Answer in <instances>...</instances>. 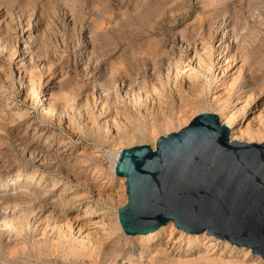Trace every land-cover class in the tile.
<instances>
[{
    "label": "rangeland",
    "instance_id": "1",
    "mask_svg": "<svg viewBox=\"0 0 264 264\" xmlns=\"http://www.w3.org/2000/svg\"><path fill=\"white\" fill-rule=\"evenodd\" d=\"M0 9L3 43L18 48L0 51V264H264L174 227L127 239L116 224L125 181L111 170L116 152L154 149L204 113L264 134V0H0Z\"/></svg>",
    "mask_w": 264,
    "mask_h": 264
},
{
    "label": "water",
    "instance_id": "2",
    "mask_svg": "<svg viewBox=\"0 0 264 264\" xmlns=\"http://www.w3.org/2000/svg\"><path fill=\"white\" fill-rule=\"evenodd\" d=\"M115 175L126 180L118 218L127 236L173 223L264 261V142H232L218 116L204 113L160 137L155 149L122 150Z\"/></svg>",
    "mask_w": 264,
    "mask_h": 264
},
{
    "label": "bare ground",
    "instance_id": "3",
    "mask_svg": "<svg viewBox=\"0 0 264 264\" xmlns=\"http://www.w3.org/2000/svg\"><path fill=\"white\" fill-rule=\"evenodd\" d=\"M2 8V7H1ZM51 8V7H50ZM30 14V13H29ZM2 12H1V9H0V18L2 17ZM5 17V16H4ZM24 18V17H23ZM8 21V20H7ZM4 23V22H3ZM5 24V23H4ZM208 24V23H207ZM5 26V25H4ZM3 26V27H4ZM1 27V26H0ZM200 27H201V25H200ZM2 28V27H1ZM5 28V27H4ZM3 29V28H2ZM8 29V28H7ZM9 30V29H8ZM7 30V31H8ZM12 30V29H11ZM4 31V30H3ZM2 31V32H3ZM7 31H4L5 33H7ZM0 33H1V31H0ZM23 33V32H22ZM195 33V32H194ZM13 34V33H12ZM11 34V35H12ZM28 34V33H27ZM5 35V34H4ZM30 35V34H29ZM28 36V35H27ZM6 37H7V34H6ZM3 38H4V36L2 37V34H0V51L3 53L4 51L6 52V53H8L9 54V58H10V55L11 56H14L15 57V55L14 54H17L15 51H17V49L16 50H12L11 48H9V47H11V46H9V47H7V43L5 44V39H4V43H3ZM9 38V37H8ZM13 38V37H12ZM10 39V38H9ZM9 39L7 40V42L9 41ZM14 39V38H13ZM16 39V38H15ZM11 40V39H10ZM232 40V39H231ZM11 41H13V40H11ZM10 41V42H11ZM15 42H16V40H14ZM30 41H31V37L30 36H28L27 37V40L25 41V45L26 44H29L30 43ZM44 41V40H43ZM9 42V43H10ZM12 43V42H11ZM16 44V43H15ZM32 44V43H31ZM9 45V44H8ZM11 45V44H10ZM17 45V44H16ZM15 45V46H16ZM131 45V44H130ZM27 46L28 45H26L25 47L27 48ZM131 47V46H130ZM24 50V49H23ZM18 52V51H17ZM33 52V51H32ZM35 52V51H34ZM170 52V51H169ZM22 53V52H21ZM28 54H30V53H25V51H24V53H22L21 55L22 56H24V58H23V60H29V62H30V57L28 58ZM133 54V53H132ZM205 54V53H204ZM207 54V53H206ZM31 55V54H30ZM209 56V55H208ZM21 57V56H20ZM13 58V57H12ZM210 58V57H209ZM32 59V58H31ZM28 60H27V63H29L28 62ZM18 61V60H17ZM207 64V63H206ZM205 63H204V65H203V63H200L199 62V64H198V68L200 69V70H203V69H206V70H208V67H206L207 65H206ZM232 64H233V62H232ZM24 65V64H23ZM208 65H210V64H208ZM23 67H25V66H23ZM114 67V66H113ZM210 67V66H209ZM229 67V66H228ZM211 69V68H210ZM111 70V69H110ZM132 71V70H131ZM204 71V70H203ZM211 71V70H210ZM209 72V71H208ZM138 74H140V73H138ZM109 75H113L114 76V74H113V71H111L110 72V74ZM126 75V74H125ZM137 75V74H136ZM190 75V74H189ZM131 76V75H130ZM189 77V76H188ZM194 77V76H193ZM192 76H190L188 79H186V81L188 82L187 83V85H188V92L189 91H191V92H193V94L194 93H196V92H198L197 91V89H199V88H197V80L198 79H195V78H193ZM197 77V76H196ZM125 78V77H124ZM130 78V77H129ZM191 78V79H190ZM203 78H204V76H203ZM62 80V79H61ZM106 81V80H105ZM114 81V80H113ZM129 81H131V80H129ZM137 81V80H136ZM135 81V82H136ZM68 82H70V81H68ZM127 82V81H126ZM138 82V81H137ZM199 82V81H198ZM28 83H30L29 81H28ZM125 83V82H124ZM123 83V84H124ZM184 83V82H183ZM203 83V82H202ZM264 83V82H263ZM115 85L114 83H111V85ZM133 84V83H132ZM112 85V86H113ZM129 85H130V83H129ZM140 85V84H139ZM136 86H137V84H136ZM136 86H134V87H136ZM98 87V86H97ZM132 87V86H131ZM199 87H200V85H199ZM33 88V87H32ZM110 88V87H109ZM140 88V87H139ZM31 89V88H30ZM96 89H98V88H96ZM108 89V88H107ZM133 89H135V88H133ZM13 91V90H12ZM32 91H33V89H32ZM31 91V92H32ZM36 91V90H35ZM252 91V90H251ZM109 93V92H108ZM125 93H126V95L128 94V93H131L130 92V88L127 86V88L125 89ZM204 93V92H203ZM186 94V93H185ZM188 94V93H187ZM58 95H59V93H58ZM61 95V94H60ZM107 95V94H106ZM195 95H197V94H195ZM203 95V94H202ZM53 96H55V95H53ZM130 96H131V94H130ZM194 96V95H193ZM60 97V96H59ZM108 97V96H107ZM127 97V96H126ZM188 97H190V96H188ZM54 98H56V96L54 97ZM105 98H106V96H105ZM59 99H62V98H59ZM189 99V98H188ZM192 99H193V97H192ZM228 99V98H227ZM182 101V100H181ZM4 104V103H3ZM226 105V104H225ZM228 105V104H227ZM187 106V105H186ZM185 106V107H186ZM227 107V106H226ZM48 111V110H47ZM134 111H135V109H134ZM147 112H148V110H145V113H142L143 115L145 114V116L147 115ZM45 113H47V114H49V117H50V115H51V117H54V116H56V115H54V111L53 110H49L48 112H45ZM136 113V112H135ZM134 113V114H135ZM158 113V112H157ZM46 114V115H47ZM141 115V116H139V117H137L136 118V116H135V118L137 119V120H135L136 121V125H137V127H138V133H139V135L140 136H143V132L145 131V129H146V123H145V119L142 117V114H140V112H138V113H136V115ZM22 116V115H21ZM151 116H153L152 114H151ZM264 116V115H263ZM23 117V116H22ZM128 117V116H127ZM149 117V116H148ZM147 117V118H148ZM233 117V116H232ZM232 117H230V121L231 120H233V118ZM236 117V116H235ZM133 118V117H132ZM261 118V117H260ZM260 118H259V120H260ZM161 119L162 118H160V121H161ZM132 120V119H131ZM235 120V119H234ZM114 121V120H113ZM134 121V120H133ZM255 121H257V120H255ZM105 122V121H104ZM129 122V121H128ZM259 122V121H258ZM130 123V122H129ZM108 124V123H107ZM107 124H105V128H106V131H107V129H108V125ZM113 124V123H112ZM133 124V123H132ZM131 124V125H132ZM232 124V123H231ZM115 125V124H114ZM261 125V124H260ZM169 126V124L167 125V127ZM228 127H229V129H230V140L232 141V142H243L244 141V138H246V136L245 135H250V136H252V137H258L257 139H261V143L262 142H264V139H262V135H264L263 134V132L261 131V130H257V131H255L254 132V130L253 131H251V130H249V129H247V128H245L244 130L245 131H242V130H240V129H236V128H234V127H232V126H230V125H227ZM110 127H111V124H110ZM166 127V128H167ZM129 128V127H128ZM153 128V126L151 125V129ZM249 128V127H248ZM259 128H260V126H259ZM264 128V127H263ZM247 129V130H246ZM137 130V129H136ZM263 130V129H262ZM132 131V130H131ZM128 133V132H127ZM132 134V133H131ZM137 134V133H136ZM117 135H119V134H117ZM134 135V134H133ZM152 135V134H151ZM131 137V136H130ZM248 138V137H247ZM116 139L117 140H121L120 139V137H116ZM249 139V138H248ZM253 139V138H252ZM263 140V141H262ZM116 141V140H115ZM252 141H248V142H246V143H251ZM257 143L258 142H260L259 140L258 141H256ZM120 144V143H119ZM156 147V146H155ZM155 147H153L154 149H155ZM122 152V151H121ZM120 151H118V152H116L115 154H114V156H113V164H112V167H111V170H112V173H114L115 174V166H116V164H117V161H118V159H119V156H120V153H121ZM47 154V153H46ZM30 175V174H29ZM36 175V174H35ZM116 176V175H115ZM31 177V176H30ZM32 178V177H31ZM34 179V178H33ZM121 180H123V181H125V187H126V180L124 179V178H120ZM26 182V181H25ZM23 184V183H22ZM19 185V184H18ZM31 185V184H30ZM3 186V185H2ZM1 186V187H2ZM6 186V185H5ZM21 186V185H20ZM28 189V185L26 186V185H24V187H22L21 188V192H28V191H26ZM30 191V190H29ZM23 193V194H24ZM5 196V195H4ZM30 199H32V198H30ZM61 200V199H60ZM31 201V200H30ZM62 201V200H61ZM1 202V201H0ZM60 202V201H59ZM4 203V202H3ZM32 203V202H31ZM7 205V204H6ZM16 205V204H15ZM15 205H11V207H15ZM2 206V205H1ZM0 206V207H1ZM8 207V206H7ZM6 207V208H7ZM10 208V207H9ZM31 209V208H30ZM89 209H92L91 207H89L88 206V208L86 209V210H89ZM28 212V211H27ZM35 212V211H34ZM49 214V213H48ZM88 214V213H87ZM117 226L120 228V230H122V228H121V226H120V222H119V218H118V213H117ZM6 219V218H5ZM166 227L167 228H170V229H173V227H174V229H176L175 228V226H174V224L173 223H170V224H168L167 226H165V227H162V228H160L159 230H157V231H155V232H153V233H149V234H147V236L149 237V238H153V239H155V240H157V239H160V236H162L163 235V233L165 232V229H166ZM68 230V229H67ZM177 230V229H176ZM123 231V230H122ZM168 231V230H167ZM171 231V230H170ZM177 231H179V230H177ZM121 233V232H120ZM124 233V232H123ZM172 233H173V231H172ZM179 233H181L182 235L184 234L183 233V231H179ZM111 234V233H110ZM125 234V233H124ZM186 234V233H185ZM126 235V234H125ZM164 235H165V233H164ZM188 235V234H187ZM201 236H199V237H197V235L196 236H189V239L191 238V239H193V240H199L200 238H204L206 241H207V239H209L210 237H207L206 235H205V233L204 234H200ZM69 236V235H68ZM73 237V236H72ZM71 237V238H72ZM110 237V236H109ZM141 237H143V239H145L144 237H146V235H141ZM182 237V236H181ZM70 238V239H71ZM126 238H127V235H126ZM136 238V237H135ZM138 238V237H137ZM157 238V239H156ZM213 238V237H212ZM65 239V238H64ZM87 239V238H86ZM90 239V238H89ZM128 239V238H127ZM181 239V238H180ZM179 239V240H180ZM63 240V239H62ZM62 240H60L61 242H62ZM155 240H153V241H155ZM217 240V239H216ZM72 241V240H71ZM70 241V242H71ZM75 241V240H74ZM77 241H78V239H77ZM80 241V240H79ZM63 242H64V240H63ZM67 242V241H66ZM82 242V241H81ZM84 242V241H83ZM86 242V241H85ZM194 242V241H193ZM87 243V242H86ZM94 243V242H93ZM98 243V242H97ZM150 243V242H149ZM158 243V242H157ZM58 244H59V242H58ZM62 244H64V243H62ZM78 244V243H77ZM88 244V243H87ZM100 244H101V242H100ZM93 245V244H92ZM97 245V244H96ZM212 245V244H211ZM227 245V244H226ZM85 246V245H84ZM84 246H81V248H78V245H77V247H72L71 245H69L68 246V253L69 252H71V253H74V254H76V253H81V252H84V253H86V255H88V254H90V250H87V251H89V253L86 251V249H85V247ZM88 246H90V243H89V245ZM99 247V246H98ZM193 249V248H192ZM196 251V250H195ZM159 252V251H158ZM163 252H164V255H167L168 253V251H166V250H164L163 249ZM251 251L250 250H247V253L249 254ZM94 253H95V251H94ZM192 253V252H191ZM115 254V253H114ZM187 254V253H186ZM78 255V254H77ZM160 255V254H159ZM158 255V256H159ZM189 255V254H188ZM187 255V256H188ZM247 255V254H246ZM35 256V255H34ZM162 256V255H161ZM203 256H205V255H203ZM153 258H155V255H154V257ZM203 259V258H202ZM205 259V258H204ZM207 260H210L209 258L207 259ZM203 261H205V260H203ZM230 263L229 264H231V262L232 261H229ZM211 263H213V264H215L214 262H212L211 261ZM233 263V262H232ZM235 263V262H234ZM68 264V263H67ZM223 264H224V262H223Z\"/></svg>",
    "mask_w": 264,
    "mask_h": 264
}]
</instances>
